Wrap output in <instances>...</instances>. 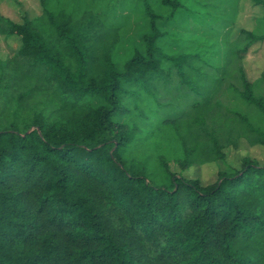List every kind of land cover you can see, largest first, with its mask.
<instances>
[{
	"label": "trees",
	"instance_id": "obj_1",
	"mask_svg": "<svg viewBox=\"0 0 264 264\" xmlns=\"http://www.w3.org/2000/svg\"><path fill=\"white\" fill-rule=\"evenodd\" d=\"M39 1L35 20L0 14V36L23 42L0 63V264H264V166L244 158L204 186L169 165L264 146V79L243 65L264 20L217 66L159 44L185 0H123L121 14L110 0ZM131 14L149 31L119 70Z\"/></svg>",
	"mask_w": 264,
	"mask_h": 264
},
{
	"label": "rangeland",
	"instance_id": "obj_2",
	"mask_svg": "<svg viewBox=\"0 0 264 264\" xmlns=\"http://www.w3.org/2000/svg\"><path fill=\"white\" fill-rule=\"evenodd\" d=\"M122 1L108 2L112 12H123ZM0 14L22 24L24 18L35 20L41 17L43 8L39 0H0ZM263 20L264 7L255 5L252 0H185L184 8L175 21L159 23L165 33L159 44L167 53H199L210 63L219 66L223 63L227 40L235 41L242 29L256 30L262 26ZM148 31V17L131 14L113 51L119 70L135 51H144V35ZM22 45L19 36H0V63L13 59ZM243 65L249 81L255 83L264 79V42L252 45L243 54ZM6 105V97L0 95V112ZM225 155L223 162L194 165L186 170L180 168L176 159H171L170 170L187 179H198L208 186L217 181L221 170H240L244 158L264 166V146H252L245 139L226 149Z\"/></svg>",
	"mask_w": 264,
	"mask_h": 264
}]
</instances>
